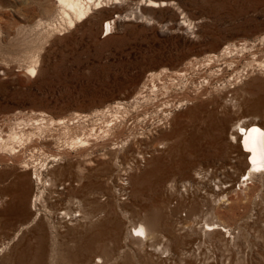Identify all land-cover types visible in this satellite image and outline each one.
I'll return each mask as SVG.
<instances>
[{
    "label": "rangeland",
    "instance_id": "rangeland-1",
    "mask_svg": "<svg viewBox=\"0 0 264 264\" xmlns=\"http://www.w3.org/2000/svg\"><path fill=\"white\" fill-rule=\"evenodd\" d=\"M138 1L114 3L111 0L74 28L62 29L59 26L62 16L55 0H0V127L13 124L15 120L17 122L19 117H34L38 112H45L54 119L70 118L77 112L90 114L115 101L130 99L150 71L182 68L190 58H202L219 51L226 44L247 41L250 50L264 47V0H152L156 4L149 6L139 5ZM112 18L115 19L113 32L105 36L102 24ZM47 23L58 27V32L51 33L45 25ZM36 48L39 65L36 77H31L26 71L29 63L27 55ZM263 54L264 51L259 54L260 58L264 57ZM250 57L249 61L253 60ZM255 68L236 85V88H243L240 89L243 93L238 92V100H246L242 108L234 111L235 116L243 117V124H248L251 118L264 117V68ZM190 90L193 94L198 88L191 86ZM205 98L208 100L210 97L205 95L201 101L176 109L171 124L154 134V140L148 146L141 147V154L146 157L151 150H158L152 152V158L146 164L140 162L139 170L128 175L120 174L118 166L104 165L107 161L102 155L106 153L112 158L116 153L119 156L122 153L111 151L110 155L109 150L96 152L92 156L96 165L85 167L84 174H91L96 196L67 190H58L56 195L50 196L46 193L47 198H52L46 202L47 206H40L42 232L33 231L39 219L32 222L31 216L22 213L13 215L7 211L14 200L3 191L12 188L16 180L11 176L5 183H0V264H86L87 260L98 264L99 258L104 261L102 264H175L173 258L162 259L161 255L153 252V244H158L157 241L152 239L143 247L138 238L130 236V232L139 223H144L150 231L149 221L154 216L161 219L159 196L164 190H170L172 182L177 183V190L169 192V198L171 206L176 205L182 177L179 174L153 173L144 177L146 180L142 188L133 180L151 170L155 160L161 162L160 169L173 168L185 159L190 160L193 131H196L202 102H207ZM255 103H262L263 106L258 109ZM5 131L4 134L8 135ZM62 132L61 128L54 127L47 134L52 142L50 140L45 154H56L60 148L66 147L64 143L68 137ZM170 132L176 133L172 139L166 136ZM74 159L68 162L71 164L63 160L50 163L49 172L61 174L59 187L63 186V182L81 176L77 167L85 157L79 158L81 161ZM32 161L44 164L49 159L40 157ZM11 167L9 163H2L0 171H9ZM121 178L133 182L126 187L129 198L121 189ZM27 186L25 201L30 207L36 187ZM256 187L257 194L259 188H263L259 199L238 212V223L251 215L257 223L240 232L236 239L240 251L222 243L214 250L225 260L231 258V264H264V177L256 181ZM75 199L83 200L85 205H88L87 201L96 200L95 209H91V219L82 218L71 223L58 217L62 210H77L73 206ZM48 210L53 211L52 216ZM52 223L55 224L54 230L49 229ZM26 224L28 228L21 229ZM19 229L21 231L16 238ZM160 231L162 234V227ZM163 234L167 238L172 235L178 237L176 245L173 241L168 242L170 253L176 254L181 248L194 243L197 237L182 233L177 235L179 232L176 231L171 234L166 229ZM67 252L78 255L70 258L66 256ZM179 260L176 259L177 264H188Z\"/></svg>",
    "mask_w": 264,
    "mask_h": 264
},
{
    "label": "bare ground",
    "instance_id": "bare-ground-1",
    "mask_svg": "<svg viewBox=\"0 0 264 264\" xmlns=\"http://www.w3.org/2000/svg\"><path fill=\"white\" fill-rule=\"evenodd\" d=\"M55 1L59 14L62 16L59 26L62 29H71L86 20L96 10L104 8L111 0ZM113 1L118 3L123 0ZM137 4L149 6L156 3L152 0H139ZM45 25L49 27L51 33L59 30L51 23ZM114 25V18L105 21L102 24L103 34L106 32L105 36H109L113 32ZM36 49L27 55L29 63L26 71L31 77H36L39 65L38 48ZM263 51L264 47H254L250 50V44L247 41L226 44L219 51H213L202 58H190L191 60L189 59L186 66L182 68L173 71L169 68L150 71L140 89L130 99L115 101L90 114L77 112L74 116L71 114L70 118L54 119L45 112H38L34 117H19L13 124H4L0 127V164L9 163L12 167L9 171H0V183H5L11 176L16 180L12 188L9 187L3 191L6 194L9 193L14 200L7 211L13 215L22 213L31 216L32 222H35L41 217L40 206L46 205V202L52 198H47L46 193L50 196L56 195L58 190H67L96 196L91 174L84 175L85 167L96 165L92 160L96 152L109 150L110 155L111 151L122 153L121 156L116 153L112 158L106 153L102 155L107 161L104 165L118 166L120 174L128 175L134 170H139L140 162L143 161L146 164L152 158V152L156 153L155 151L158 150H151L150 155L146 157L145 154H141V147L145 144L148 146L154 140V134L160 133L163 128L171 124L176 109L208 95L210 98L208 100L205 98L207 102H202L196 131H193L195 135L192 137L190 160L185 159L173 168L166 169H160L161 162L158 163V160L157 162L155 160L151 170L136 176L133 180L140 183L142 188L146 180L145 176L148 177L153 173L158 175V172L179 174L183 181L179 185L181 191L178 202L171 206L169 197L177 190V183L172 182L170 190H164L162 196H159L161 208L158 209L161 219L158 218L159 216L157 218L154 216V219L147 220L151 227H148L150 231L144 223L133 225L130 236L138 238L143 247L152 239L157 241L158 244L151 246L153 252L161 255L162 259L173 258L175 264H177V258H180V262L185 261L188 264H231V258L225 260L222 255L215 254L214 250H217L216 247L220 243L226 247L239 249L236 239L240 236V232L257 224L252 220V215L247 219H241L239 223L237 216L239 217L238 212L241 209L254 204L259 199V193H263V188H259L260 192L257 194L256 181L264 177V117H254L248 124H243V117L235 116L234 111L246 104L244 102L246 100H238V92L243 88H236V85L249 76L250 72L256 69L255 67L264 68V57L260 58L259 55ZM250 56L253 58L251 61H249ZM191 86L198 88V91L192 94ZM229 86L233 87L227 90ZM214 92L216 94L213 95ZM229 94H231L230 98H228ZM255 105L258 109L263 106L262 103H255ZM54 127L61 128L63 136L68 138L64 143L66 147L60 148L61 150H58L60 152H55L56 154L48 155L45 154V150L49 149L51 139L47 138V134L49 135ZM5 130L8 135L4 134ZM137 131L140 133L135 134ZM166 136L172 139L176 133L170 132ZM128 153L131 154L128 155ZM40 157L48 158L49 162L43 164L32 161ZM78 157H85L84 162H80L81 165L77 167L81 176L76 180H67L62 183L63 186L59 187L61 180L58 178L61 174L50 173L48 170L51 169L50 163L62 160L68 163L74 158L81 161ZM85 180L88 182L86 183ZM121 180V189L127 193L126 187L131 186L133 182L122 178ZM30 184L36 187V193L30 199V207H28L25 196L27 185ZM128 193L126 198H129ZM95 201V199L87 201L88 206L83 200L75 199L73 206L77 210H62L58 213V217L71 223L72 220L91 219L93 217L91 209H95ZM52 212L48 210V214L51 215ZM183 216L186 218L184 219ZM50 219L49 222H51ZM28 224L22 225L21 229L28 228L31 225ZM42 226L40 220L33 231L42 232ZM21 229L17 231L16 238ZM49 229L54 230L55 224L52 223ZM164 229L171 234L176 231L179 232L177 235L182 233L190 237L197 236L196 241L181 248L178 254L172 251L170 253L168 242L173 241L176 245L179 239L176 235L167 238L163 234ZM73 254L67 252L66 256L76 258L78 255ZM99 262L102 264L104 261L99 258L98 264ZM86 264H91V261L87 260Z\"/></svg>",
    "mask_w": 264,
    "mask_h": 264
}]
</instances>
